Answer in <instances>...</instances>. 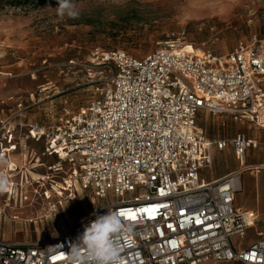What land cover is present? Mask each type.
<instances>
[{"label":"built area","instance_id":"built-area-1","mask_svg":"<svg viewBox=\"0 0 264 264\" xmlns=\"http://www.w3.org/2000/svg\"><path fill=\"white\" fill-rule=\"evenodd\" d=\"M182 39L170 33L143 57L97 48L92 63L108 78L87 105L64 108L50 126L24 122L26 107L0 120V172L8 183L21 170L15 155L28 140L44 141L43 155L58 158L56 171L62 163L71 166L58 183L61 198L78 190H92L99 200L109 192L116 197L53 242L0 238V264H68L66 253L84 225L107 208L125 213L122 264H264V232L245 243L258 219L235 206L248 168L215 180L201 175L213 165V148L228 145L241 165L261 145L264 168V140L245 132L210 139L197 123L205 112L264 130L263 39L254 34L225 56L198 54Z\"/></svg>","mask_w":264,"mask_h":264},{"label":"rangeland","instance_id":"rangeland-1","mask_svg":"<svg viewBox=\"0 0 264 264\" xmlns=\"http://www.w3.org/2000/svg\"><path fill=\"white\" fill-rule=\"evenodd\" d=\"M74 3L80 9L77 18L58 17L57 0L0 8V120L26 107L24 122L50 126L64 108L76 112L87 105L108 78L104 67L92 63L97 48H119L143 57L157 50L173 32L202 53L216 56H225L239 41L254 34L264 44V0ZM197 123L212 139L232 138L240 131L264 138V130L227 115L201 112ZM27 146L18 153L22 159L17 162L19 175L0 191L1 239L53 242L97 206L116 200L112 192L99 200L92 190H78L73 198L66 199L65 194L61 198L56 192L58 183L70 172V164L62 163V170L56 171L58 158L43 155L44 141L28 140ZM257 158V151L252 150L250 161ZM228 159L216 155L214 165L203 169L202 175L209 179L220 174ZM261 197L264 202L263 189ZM252 233L248 232L245 243Z\"/></svg>","mask_w":264,"mask_h":264},{"label":"clouds","instance_id":"clouds-1","mask_svg":"<svg viewBox=\"0 0 264 264\" xmlns=\"http://www.w3.org/2000/svg\"><path fill=\"white\" fill-rule=\"evenodd\" d=\"M56 14L77 18L80 9L74 0H57ZM8 186V177L0 172V191ZM95 219L84 225V231L76 238L66 253L68 264H122L120 237L127 230L122 211L107 208L104 214H95Z\"/></svg>","mask_w":264,"mask_h":264},{"label":"crops","instance_id":"crops-1","mask_svg":"<svg viewBox=\"0 0 264 264\" xmlns=\"http://www.w3.org/2000/svg\"><path fill=\"white\" fill-rule=\"evenodd\" d=\"M231 118L235 121H238V122H244V123L246 122V123L250 124L247 120H237V119H234L233 117H231ZM240 132H243V131H240ZM246 134H248V133H246ZM248 135L254 139L259 140V141L264 140V138H261V137L255 136V135H251V134H248ZM222 138H224V137H222ZM210 139H212V138H210ZM214 139H217V138H214ZM228 139H231V138H228ZM229 146H230V148L228 149ZM252 150L257 151L258 158L255 161H250ZM212 152H213V165L215 163V157L218 154H220V155L224 154L227 158L230 157V159H232V162H230L229 161L230 159H228V161H226L221 166L220 170L222 172L220 174L212 177V178H209V179L204 177L202 175V172H201L202 177L206 180L219 179V178L225 177L227 175H231V174H233V173H235L241 169L248 168L242 174V190L240 192H238L236 194V197H235V206L237 208H240V209L245 210V211H250L258 219L256 222V225L253 228L248 230V232L250 230L253 231L252 236H251V237H253L252 240H249L251 238L250 237L246 243L248 245L250 242H252L256 238L257 232H259V231L264 232V219H263L264 202L262 201V197H261L262 189L264 190V183H262V178L264 177V168H260V166L263 164V155H262L261 145H257L256 147L249 149V151L247 152V155H246V161H245L244 165L240 164L239 158L235 154V150H234V147L232 145H228L223 150H218L216 147H214ZM15 159L17 162H19V161L21 162V160H22L21 157L19 156V154L15 155ZM257 167H259V168H257Z\"/></svg>","mask_w":264,"mask_h":264},{"label":"trees","instance_id":"trees-1","mask_svg":"<svg viewBox=\"0 0 264 264\" xmlns=\"http://www.w3.org/2000/svg\"><path fill=\"white\" fill-rule=\"evenodd\" d=\"M49 0H0V8H4L7 5L10 6H22L24 4L39 5L48 2ZM239 264V263H235Z\"/></svg>","mask_w":264,"mask_h":264},{"label":"bare ground","instance_id":"bare-ground-1","mask_svg":"<svg viewBox=\"0 0 264 264\" xmlns=\"http://www.w3.org/2000/svg\"><path fill=\"white\" fill-rule=\"evenodd\" d=\"M187 45H188L187 49H194L195 52H197L198 54H202L201 50L196 49V48H195L194 46H192L191 44H187ZM12 167H14V164H12ZM12 169H14V168H12ZM0 214H1V212H0Z\"/></svg>","mask_w":264,"mask_h":264},{"label":"snow or ice","instance_id":"snow-or-ice-1","mask_svg":"<svg viewBox=\"0 0 264 264\" xmlns=\"http://www.w3.org/2000/svg\"><path fill=\"white\" fill-rule=\"evenodd\" d=\"M122 215L124 216L125 215V213L122 211ZM132 219H135V216L133 215L132 217H131Z\"/></svg>","mask_w":264,"mask_h":264}]
</instances>
